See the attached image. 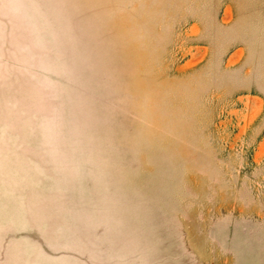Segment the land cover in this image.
Masks as SVG:
<instances>
[{
  "label": "rangeland",
  "instance_id": "1",
  "mask_svg": "<svg viewBox=\"0 0 264 264\" xmlns=\"http://www.w3.org/2000/svg\"><path fill=\"white\" fill-rule=\"evenodd\" d=\"M0 264H264V0H0Z\"/></svg>",
  "mask_w": 264,
  "mask_h": 264
}]
</instances>
